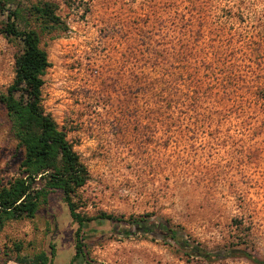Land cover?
I'll use <instances>...</instances> for the list:
<instances>
[{
	"label": "rangeland",
	"instance_id": "374dc122",
	"mask_svg": "<svg viewBox=\"0 0 264 264\" xmlns=\"http://www.w3.org/2000/svg\"><path fill=\"white\" fill-rule=\"evenodd\" d=\"M16 2L52 3L63 22L51 32L27 24L38 32L50 64L41 105L88 172L73 197L81 216L162 219L208 251L246 248L264 261V101L252 102L245 93L250 69L264 74V0ZM178 19L202 25L199 34L194 30L193 48L213 60L211 46L218 45L215 70L242 81L240 91L205 85L199 96L206 111L197 116L162 109L155 96L147 98L142 80L144 60H158L160 42L176 36ZM19 26L28 27L23 19ZM246 43L262 57L243 58ZM18 49L0 33V94L13 80ZM203 68L191 63V86L196 76H206ZM16 146L0 103L3 184L18 176L22 152ZM77 227L61 191L53 190L32 219L9 221L0 230V264H33L41 254L46 264H81L73 259ZM128 230L122 222L86 223L89 264H252L238 256L206 262L170 239Z\"/></svg>",
	"mask_w": 264,
	"mask_h": 264
},
{
	"label": "trees",
	"instance_id": "16d2710c",
	"mask_svg": "<svg viewBox=\"0 0 264 264\" xmlns=\"http://www.w3.org/2000/svg\"><path fill=\"white\" fill-rule=\"evenodd\" d=\"M0 16L4 17L0 20V33L17 41L19 46L14 57V77L5 92L0 94V103L9 118L17 150L22 152L18 176L4 184L0 182V230L9 221L32 219L39 205L46 201L47 195L53 190H59L70 217L78 225L75 231L73 259H78L83 264L89 263L84 252V226L97 219L122 222L129 226L126 233L130 235L141 233L156 239H170L185 254L199 257L206 262L238 256L252 264H264L262 259L248 252L246 248L208 251L199 243L182 238L179 231L166 220L154 221L141 216L121 220L104 213L95 218L81 216L73 197L77 190L85 185L88 172L67 140L66 134L58 129L55 121L45 113L41 105L42 76L50 64L46 52L40 46L38 32L27 24L33 21L42 31L51 32L62 28L63 22L56 16L55 6L49 2L23 6L20 2L15 3V0H0ZM21 19L28 27L20 28ZM173 26L176 36L168 42H160L163 47L158 52V60L150 62L149 56L144 60L142 80L145 83L147 98L155 96L162 103V109L168 106L178 113H192L197 116L206 111L202 97L199 96L205 85L208 89L241 90L239 83L242 81L234 72L220 75L216 71L218 69L215 70L217 63L214 61L218 62L220 59H216V56L220 55L218 45L211 46L215 48H212L213 60L210 59L209 52L198 54L193 48L191 40L194 30L199 34L202 25L197 27L191 20L178 19ZM228 42L218 41L223 45H229ZM246 45L248 53L244 52L243 58L262 57L256 48L250 49V43ZM192 62L200 67L204 66L206 74L202 77L196 76V84L193 86L187 80L188 76L194 77L193 74L198 71L197 68L194 69L195 73L191 70ZM249 72L251 78L247 82L248 89L245 93L252 98V102L259 99L264 101V74H259L253 69ZM244 241L241 243H246ZM17 259L26 263L23 259ZM46 262L47 257L44 254L32 261L33 264Z\"/></svg>",
	"mask_w": 264,
	"mask_h": 264
},
{
	"label": "water",
	"instance_id": "95a60500",
	"mask_svg": "<svg viewBox=\"0 0 264 264\" xmlns=\"http://www.w3.org/2000/svg\"><path fill=\"white\" fill-rule=\"evenodd\" d=\"M81 263V262H80ZM81 264H83V263H81Z\"/></svg>",
	"mask_w": 264,
	"mask_h": 264
},
{
	"label": "flooded vegetation",
	"instance_id": "af4514ba",
	"mask_svg": "<svg viewBox=\"0 0 264 264\" xmlns=\"http://www.w3.org/2000/svg\"><path fill=\"white\" fill-rule=\"evenodd\" d=\"M89 264V263H88Z\"/></svg>",
	"mask_w": 264,
	"mask_h": 264
}]
</instances>
